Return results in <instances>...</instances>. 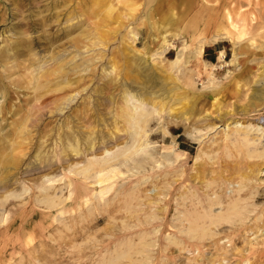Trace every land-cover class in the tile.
Instances as JSON below:
<instances>
[{
	"label": "rangeland",
	"instance_id": "rangeland-1",
	"mask_svg": "<svg viewBox=\"0 0 264 264\" xmlns=\"http://www.w3.org/2000/svg\"><path fill=\"white\" fill-rule=\"evenodd\" d=\"M105 1L0 0V264H264V0ZM54 59L77 83L35 90Z\"/></svg>",
	"mask_w": 264,
	"mask_h": 264
},
{
	"label": "bare ground",
	"instance_id": "bare-ground-1",
	"mask_svg": "<svg viewBox=\"0 0 264 264\" xmlns=\"http://www.w3.org/2000/svg\"><path fill=\"white\" fill-rule=\"evenodd\" d=\"M97 1H99V0H97ZM93 2H95V1H93ZM102 5V4H101ZM100 6V5H99ZM103 11H104V15L106 16V17H109V16H111L110 15V13H112V9L113 8H111V5H110V3H109V1H105L104 2V4H103ZM100 10V9H99ZM149 13V12H148ZM75 27V26H74ZM91 27V26H90ZM88 31V30H87ZM93 31V30H92ZM84 32V31H83ZM88 32H91V31H88ZM85 34V33H84ZM95 34V33H94ZM88 36H89V34H87ZM87 35H85L86 37H88ZM84 36V35H83ZM98 36H100L101 37V35H98ZM85 37V38H86ZM57 38V37H56ZM94 39H96L95 37H93ZM92 38V39H93ZM99 38V37H98ZM96 39V40H99V39ZM102 38V37H101ZM103 39V38H102ZM88 39H86V41H87ZM21 41V40H20ZM84 41V40H83ZM105 42H106V40H104ZM122 41V40H121ZM95 42V41H94ZM99 42V41H98ZM100 42H102V40L100 41ZM104 42V43H105ZM166 39L163 37V43H165L166 44ZM83 43H85V42H83ZM76 44V43H75ZM82 45V44H81ZM100 45V44H99ZM10 46V45H9ZM70 46H72V45H70ZM89 46V45H88ZM104 46V44H102V46L101 47H103ZM86 47H87V45H86ZM91 47V46H90ZM105 47H106V45H105ZM108 47V46H107ZM89 48V47H88ZM93 48H95V45H94V47ZM92 48V51L94 50ZM119 48V47H118ZM77 49V48H76ZM87 49V48H86ZM122 49V48H121ZM120 49V50H121ZM61 50V49H60ZM123 51H124V49H122ZM127 50V49H126ZM77 51V50H76ZM88 51V50H87ZM97 51V50H96ZM55 51H53L52 53H54ZM57 53H59L58 51H56ZM62 52V51H61ZM75 53V52H74ZM77 53V52H76ZM86 53V52H85ZM95 52H93V54H94ZM121 53L123 54L124 52H122L121 51ZM60 54V53H59ZM64 54V53H63ZM112 54V53H111ZM15 56H19L20 55V53L19 52H15V54H14ZM55 55V54H54ZM53 55V56H54ZM73 55V54H72ZM75 55V54H74ZM59 56V55H58ZM69 56V55H68ZM93 56V55H92ZM94 56H95V54H94ZM99 56V55H98ZM2 57H4L3 59H2V61H4L5 63H7V61L12 57V56H10L9 55V53L7 54V52H6V54H4ZM33 57V56H32ZM49 57V56H48ZM76 57V56H75ZM118 57H119V55H118ZM132 57V56H131ZM53 58V57H52ZM51 58V59H52ZM55 58V57H54ZM81 58V57H80ZM87 58V57H86ZM95 58V57H94ZM28 59V58H27ZM32 59V58H31ZM63 59H64V57H63ZM67 59V58H66ZM72 59V58H71ZM85 59V58H84ZM110 58H108V60H109ZM112 59V58H111ZM110 59V60H111ZM116 59V58H115ZM125 59V58H124ZM14 60V59H13ZM73 60V59H72ZM72 60H70V61H72ZM88 60V59H87ZM93 60V59H92ZM95 60V59H94ZM108 60H106V61H108ZM110 60H109V62H110ZM114 60V59H113ZM141 60V59H140ZM62 59H59L58 61H57V59H56V61H55V59H54V65H56L52 70L51 69H49V70H44L43 71V66H42V70H40L39 72H38V70H37V74L36 75H34V74H32L31 76H30V80L32 79V77H33V79H35L36 81H38L39 80V78L40 77H43V78H45V82H39L38 84H37V87L36 88H34L35 90H38V89H45V90H50V88L51 87H54L55 89L54 90H62L63 89V87H66L67 85H73V84H76L77 83V78L76 77H71V74H73L74 76H76V74H77V67H79V64H78V62L77 63H72L73 65L71 66V67H68L67 68V66H63L62 64ZM67 61V60H66ZM66 61H64V62H66ZM75 61V60H74ZM84 62V61H83ZM85 62H87L86 61V59H85ZM89 62V61H88ZM88 62L86 63V64H88ZM95 62V61H94ZM104 62V61H103ZM108 62V63H109ZM67 63V62H66ZM80 63V62H79ZM113 63V62H112ZM45 64V63H44ZM68 64H69V62H68ZM67 64V65H68ZM81 64V63H80ZM85 64V63H84ZM84 64H83V66H84ZM85 64V65H86ZM107 64V63H106ZM111 64V63H110ZM114 64H116V62L114 61ZM113 64V65H114ZM34 65H36L35 64V61L34 60H30L27 64H24V63H18V65L17 66H19V68H21V69H23V70H32V71H34V70H36L35 68L34 69H31V67H33ZM53 65V66H54ZM117 65V64H116ZM127 65V64H126ZM125 65V67H127ZM81 67H82V65H80ZM88 66V65H87ZM129 66V65H128ZM67 69H66V68ZM80 67V68H81ZM85 67V66H84ZM112 67V66H111ZM114 67H116L115 65H114ZM132 67V66H131ZM15 68H16V66H15ZM40 68V67H39ZM88 68V67H87ZM130 68V67H129ZM155 68V67H154ZM48 69V68H47ZM30 70H29V73L28 74H30ZM80 70V69H79ZM86 70V69H85ZM113 70H116V68H113L112 67V70H111V72L113 71ZM124 70V69H123ZM130 70L131 69H127L125 72H126V74L127 73H130ZM139 70V69H138ZM19 71V70H18ZM120 71V70H119ZM122 71V70H121ZM132 71V70H131ZM10 72V71H9ZM12 72V71H11ZM14 72V71H13ZM79 72V71H78ZM86 72V71H85ZM105 72V71H104ZM110 72V73H111ZM115 72V71H114ZM124 72V73H125ZM20 73H22V72H20ZM81 73V72H80ZM83 73V72H82ZM166 73V72H165ZM26 74V73H25ZM106 74H108V73H106ZM118 74H121V72L120 73H118ZM168 74V73H167ZM22 75V74H21ZM54 75V77H51V76H53ZM72 75V76H73ZM90 75V74H89ZM123 75H125V74H123ZM170 75V74H169ZM77 76H79V73H78V75ZM83 76V75H82ZM129 76V75H128ZM166 76V75H165ZM171 76V75H170ZM14 77V76H13ZM101 77V76H100ZM141 77V76H140ZM173 77V76H172ZM27 78H28V76H27ZM42 78V79H43ZM82 77H80V79H81ZM84 78V77H83ZM129 79L128 80H130V77H128ZM132 78H134V79H136L137 78V73H136V75H133V77ZM167 78H171V77H167ZM166 78V79H167ZM41 79V78H40ZM133 80V79H132ZM152 80V79H151ZM33 81V80H32ZM44 81V80H43ZM84 81V80H83ZM134 81V80H133ZM162 81V80H161ZM167 81V80H166ZM84 83V82H83ZM86 83V82H85ZM32 84H35V83H32ZM153 84V83H152ZM151 84V85H152ZM34 86V85H33ZM33 86H32V89H33ZM173 86V85H172ZM85 87L86 86H84V89H85ZM75 89H76V87H74ZM173 88V87H172ZM75 89H73V90H75ZM53 90V91H54ZM71 90V89H70ZM73 90H71V91H73ZM90 90V89H89ZM122 90V89H121ZM170 90V89H169ZM258 90V89H257ZM260 90V89H259ZM64 91V90H63ZM67 91V90H66ZM76 91V90H75ZM91 91V90H90ZM256 91V90H255ZM255 91H253V92H255ZM9 92V91H8ZM33 92V91H32ZM38 92V91H37ZM43 92V91H42ZM77 92V91H76ZM124 92V91H123ZM167 92V91H166ZM57 93V92H56ZM63 93H65V92H63ZM69 93V92H68ZM257 93V92H256ZM255 93V94H256ZM5 94V93H4ZM67 94V93H66ZM78 94V93H77ZM134 94V93H133ZM168 94H170V93H168ZM125 95H127V94H125ZM171 95V94H170ZM257 95H258V97L260 98V99H262L263 100V96H264V89H261L260 91H258V93H257ZM67 96V95H66ZM69 96V95H68ZM71 96V95H70ZM39 97V96H38ZM62 97V96H61ZM61 97H59L60 98V101H61ZM65 97V96H64ZM35 98V97H34ZM127 98H128V96H127ZM129 98H131V97H129ZM128 98V99H129ZM136 98V97H135ZM134 98V99H135ZM256 98V97H255ZM54 99V98H53ZM68 99V98H67ZM145 99V98H144ZM147 100L149 101V102H152L153 103V106L152 107H154L155 106V102L153 101V99H152V97H148L147 96ZM146 100V101H147ZM62 101H63V99H62ZM137 101V100H136ZM139 101V100H138ZM147 101V102H148ZM259 101V100H258ZM143 102V101H142ZM146 102V103H147ZM262 102V101H261ZM54 103H55V101H54ZM139 103V102H138ZM140 104V103H139ZM214 104V103H213ZM137 105V104H136ZM262 105H263V103H262ZM29 106V105H28ZM65 106V105H64ZM120 106V105H119ZM187 106V105H186ZM185 106V107H186ZM260 106V105H259ZM264 106V105H263ZM126 107H128V106H126ZM171 107V106H170ZM183 107V106H182ZM190 107V106H189ZM188 107V108H189ZM9 110V109H8ZM134 110V109H133ZM140 110V109H139ZM28 111V110H27ZM130 111L131 110H128L127 108H122L120 111H118L119 112V116L121 117V118H123L124 120L123 121H127L128 120V118H129V116H131L132 114H130ZM5 112V111H4ZM39 112V111H38ZM136 112V111H135ZM163 112V111H162ZM133 116V115H132ZM161 116V115H160ZM261 116V115H260ZM259 116V117H260ZM133 118H136V116L135 117H133ZM132 118V119H133ZM28 119V118H27ZM131 119V120H132ZM137 119V118H136ZM135 120V119H134ZM136 121V120H135ZM120 122V121H119ZM132 122H134V121H132ZM118 123V122H117ZM136 122H134V125H136L135 124ZM8 124V123H7ZM25 125H26V121H25V123H24ZM113 124V123H112ZM22 125V124H21ZM138 125V124H137ZM70 126V125H69ZM117 126V125H116ZM90 127V126H89ZM118 127V126H117ZM116 127V128H117ZM121 127V126H120ZM135 127L136 126H133V128L135 129ZM138 127V126H137ZM27 128V127H26ZM59 128V127H58ZM91 128V127H90ZM124 128V127H123ZM83 129V128H82ZM120 129V128H119ZM122 129V128H121ZM137 129V128H136ZM135 129V130H136ZM19 130H20V128H19ZM253 130V129H252ZM262 130V129H261ZM85 131V130H84ZM96 131V130H95ZM264 131V130H263ZM19 132V131H18ZM75 132V131H74ZM135 132V131H134ZM16 133V132H15ZM20 133V132H19ZM21 134V133H20ZM61 134V133H60ZM82 134V133H81ZM14 136V135H13ZM80 136V135H79ZM94 136V135H93ZM110 136V135H109ZM243 137H242V139H240V143H239V145L240 146H243V145H245L246 147L250 144V142H253V140L252 141H250V138H248L247 137V133H243V135H242ZM22 137V136H21ZM66 137V136H65ZM98 139V138H97ZM124 139H125V137H124ZM74 140V139H73ZM100 140V139H99ZM139 140H141V139H139ZM238 140V139H237ZM16 141H17V139H16ZM120 141V140H119ZM14 142V141H13ZM113 142V141H112ZM149 142V141H148ZM232 142V141H231ZM68 143V142H67ZM120 143V142H119ZM138 143V142H137ZM118 144V143H117ZM146 144V143H145ZM233 144L235 145L236 144V142H233ZM19 145V144H18ZM76 145V144H75ZM83 145V144H82ZM91 145H92V143H91ZM138 145V144H137ZM141 145H143L142 144V141H140L139 142V146H141ZM173 145V144H172ZM80 146V145H79ZM21 147V146H20ZM149 147V146H148ZM17 148H18V146H17ZM16 148V149H17ZM151 148V147H150ZM106 149V148H105ZM108 149V148H107ZM19 150V149H18ZM2 151V150H1ZM91 151V150H90ZM248 151H250L249 149H247V155H246V159L245 160H247V159H251V158H254L255 156H259V155H261L260 153H257V155L256 154H250V152L248 153ZM262 151H264V150H262ZM39 152V151H38ZM107 152V151H106ZM146 152V151H145ZM173 152V151H172ZM226 152V151H225ZM230 152V151H229ZM241 152V151H240ZM108 153V152H107ZM243 153V152H242ZM80 154V153H79ZM232 154V153H231ZM238 154V153H237ZM245 154V153H244ZM5 155V154H4ZM8 155V154H7ZM14 154H12V156H13ZM110 155V154H109ZM138 155V154H137ZM15 156V155H14ZM90 156V155H89ZM229 156V155H228ZM103 157V156H102ZM243 157H245L244 155H243ZM104 158V157H103ZM106 158V157H105ZM181 158V157H180ZM237 158V157H236ZM15 158H12V161L14 160ZM239 160V159H238ZM16 161V160H15ZM224 161V160H223ZM237 161V160H236ZM80 162V161H79ZM91 162H93V161H91ZM96 162V161H95ZM225 162V161H224ZM246 162V161H245ZM13 163V162H12ZM64 163V162H63ZM217 163V162H216ZM242 163V162H241ZM93 164H95V163H93ZM235 164H237V162L235 163ZM244 165L239 169V170H241V172H242V174H236V177L237 178H239V181L236 183L237 184V186H236V193H239V191L241 190V189H243V187H244V183H245V181H247L248 179H250V178H253L254 176H253V173H255V172H253V170L251 171V161H250V163L248 162V160H247V164H245V163H243ZM92 165V164H91ZM239 165V164H238ZM101 167V166H100ZM106 167H107V165H106ZM108 168V167H107ZM232 168V167H231ZM231 168H229V169H231ZM236 167H234V169H235ZM239 168V167H238ZM248 168H249V170H248ZM108 169H111V167L110 168H108ZM108 169H107V171H108ZM234 169H233V171H234ZM1 170V169H0ZM88 170V169H87ZM90 170H91V168H90ZM101 170V169H100ZM99 170V171H100ZM104 170V169H103ZM103 170H101V171H103ZM165 170V169H164ZM213 170V169H212ZM228 170V169H227ZM248 170V171H247ZM82 171H84V170H82ZM92 171V170H91ZM105 171H106V169H105ZM107 171H106V173H107ZM200 171H202V169L200 170ZM230 171V170H229ZM255 171V170H254ZM260 171V170H259ZM8 172V171H7ZM98 172V171H97ZM109 172V171H108ZM215 172H216V170H215ZM231 172V171H230ZM258 172V171H257ZM101 173H103V172H101ZM105 173V172H104ZM244 173V174H243ZM95 174H97L96 173V171H95ZM215 174V173H214ZM104 175V174H103ZM211 175V174H210ZM219 175V174H218ZM221 175V174H220ZM219 175V177H222V176H220ZM86 176V175H85ZM105 176H106V174H105ZM214 176V175H213ZM93 177V176H92ZM199 177V176H198ZM204 177V176H203ZM228 177V176H227ZM124 178V177H123ZM224 178H226V177H223V178H219V181L220 182H224V183H226V185L227 184H229V183H231L228 179H231V181L232 180H234L235 179V177L234 176H230V177H228V178H226V179H224ZM232 178H234V179H232ZM103 178L100 176L99 178H98V182H101V180H102ZM216 179H217V177H216ZM201 180V179H200ZM203 181V179L200 181V182H202ZM2 182V181H1ZM0 182V183H1ZM95 183V182H94ZM97 184V183H96ZM108 184V183H107ZM218 184V183H217ZM223 184V183H222ZM235 185V184H234ZM109 188H110V186H109ZM212 188V187H211ZM109 190V189H108ZM230 190V189H229ZM216 191V190H215ZM107 192V191H106ZM230 192V191H229ZM159 193V192H158ZM213 193V192H212ZM219 193V192H218ZM217 193V194H218ZM221 193V192H220ZM234 193V192H233ZM213 194H215V193H213ZM156 195V194H155ZM207 195V194H206ZM223 195V194H222ZM231 195V194H230ZM241 195V194H240ZM19 196V195H18ZM212 196V195H211ZM46 197V196H45ZM209 197V196H208ZM207 197V198H208ZM237 197V196H236ZM236 197H231V198H229V200L227 201V203H226V205L224 206V208H225V210H223V211H220V212H217V213H215L214 215H212L211 213V211L209 210L207 213H205L204 215H202V218H206L207 219V217L209 218V219H207L206 221H208V223L210 222V225L211 224H214V225H219V224H221V223H223V222H231V221H233V219L235 218V217H238L240 214H241V210H242V208H243V204L242 203H240V199L241 198H236ZM213 198V197H212ZM215 198H216V196H215ZM101 199V198H100ZM210 199V198H209ZM151 200V199H150ZM148 201V200H147ZM205 201V200H204ZM213 201H215V200H213ZM101 202V201H100ZM147 203V202H146ZM209 203H210V201H209ZM219 203L220 202H213L212 203V205L213 204H215V205H219ZM224 203V202H223ZM211 204V203H210ZM222 205V204H221ZM201 206H204V205H201ZM210 206V205H209ZM214 206V205H213ZM207 207V206H206ZM214 208V207H213ZM113 210V209H112ZM146 210V209H145ZM159 210V209H158ZM160 210H161V208H160ZM194 210V209H193ZM207 210H208V208H207ZM211 210H213V209H211ZM56 211V210H55ZM64 211V210H63ZM196 211V210H195ZM198 212V211H197ZM62 213V212H61ZM185 213H186V211H185ZM189 213V212H188ZM51 214V213H50ZM59 214H60V211H59ZM191 214V213H190ZM200 214H202V213H200ZM111 215V214H110ZM152 215V214H151ZM185 215V214H184ZM194 215H195V213H194ZM199 214H197V216H198ZM48 216V215H47ZM200 216V215H199ZM199 216L198 217H196V220H204V219H200L199 218ZM153 217H154V215H153ZM152 217V218H153ZM189 218H191V217H189ZM188 219V218H187ZM255 221H257V220H255ZM196 222V221H195ZM191 223V222H190ZM201 223V222H200ZM203 224L205 223V222H202ZM192 224H194L193 222H192ZM203 224L202 225H198V229H196L197 230V232H198V230L200 231V233L202 232V234L204 233V236L206 235V231H205V229L206 230H208V226H206L205 224H204V228H203ZM236 224V223H235ZM238 224V223H237ZM197 225V224H196ZM196 225H194L195 227H196ZM208 225V224H207ZM209 225V226H210ZM213 225V226H214ZM240 225V224H239ZM190 226V225H189ZM194 226H192L191 227V229L194 227ZM232 226V225H231ZM250 226V225H249ZM264 226V220H262L261 221V224H258V230L259 229H261V232H262V234L264 235V227L262 228V227ZM233 227V226H232ZM257 227V226H256ZM252 229H253V227H251ZM250 228V229H251ZM190 229V230H191ZM195 228H193L192 229V232L193 231H196V230H194ZM219 229H222V228H219ZM219 229H218V232H219ZM249 230V229H248ZM224 232V231H223ZM234 232V231H233ZM242 232H243V230H242ZM241 232V233H242ZM251 232V231H250ZM254 232V231H253ZM194 233V232H193ZM196 233V232H195ZM220 233V232H219ZM240 232H238V234H239ZM246 233V232H245ZM210 234V233H209ZM227 234V233H226ZM195 235V234H194ZM199 235V234H198ZM198 235H196V236H198ZM208 235V234H207ZM201 236V235H200ZM199 236V237H200ZM239 236V235H238ZM243 236V235H242ZM203 237V236H202ZM226 237H229L228 235H226ZM244 238H245V236H243ZM214 238V237H213ZM217 238V237H216ZM214 239V240H216V241H214L213 243H214V245H215V247L214 248H216V246H217V244H218V242H217V239ZM241 238V237H240ZM229 239V238H228ZM206 240V239H205ZM239 240V239H238ZM245 240V239H244ZM210 241V240H209ZM229 241V240H228ZM149 242V241H148ZM215 242H217V243H215ZM231 242V241H230ZM212 243V242H211ZM210 243V244H211ZM197 244V243H196ZM201 244H203V243H201ZM209 244V243H208ZM234 244V243H233ZM198 245V244H197ZM204 245V244H203ZM131 246V245H130ZM133 246V245H132ZM192 246V245H191ZM194 246V245H193ZM196 246V245H195ZM205 246V245H204ZM226 246V245H225ZM137 247V246H136ZM199 247V246H198ZM210 247H211V245H210ZM219 247V246H218ZM197 248V247H196ZM204 248V247H203ZM132 249V248H131ZM220 249V248H219ZM221 250H222V248H221ZM233 250V249H232ZM232 250H230V251H232ZM242 250H245V249H242ZM130 251V250H129ZM160 251V250H159ZM199 251H202V250H200L199 249ZM214 251H215V249H214ZM132 252V251H131ZM162 252V251H161ZM216 252V251H215ZM214 252V253H215ZM220 252V251H219ZM223 252V251H222ZM242 253H243V251H242ZM163 254V253H162ZM167 254V253H166ZM121 255V254H120ZM169 254H167V256H168ZM221 255V254H220ZM166 256V257H167ZM199 256V255H198ZM251 256H253V255H251ZM121 257H123V255L121 256ZM130 257V256H129ZM169 257V256H168ZM205 257V256H204ZM213 257V256H212ZM215 257V256H214ZM159 259V258H158ZM220 259V258H219ZM223 259V258H222ZM168 260V259H167ZM199 260V259H198ZM197 260V261H198ZM210 262H212L210 259H208ZM245 260H247V259H245ZM194 261V260H193ZM208 261V262H209ZM162 262V261H161ZM196 262V261H195ZM209 262V263H210ZM214 262V261H213ZM212 262V263H213ZM218 262V261H217ZM255 262V261H254ZM117 263V262H116ZM123 263H125V261L123 262ZM122 263V264H123ZM208 263V264H209ZM105 264V263H104ZM213 264H215V262L213 263ZM256 264V263H255Z\"/></svg>",
	"mask_w": 264,
	"mask_h": 264
}]
</instances>
